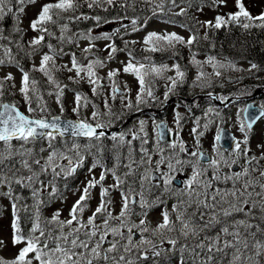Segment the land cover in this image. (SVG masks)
Masks as SVG:
<instances>
[{"label":"snow or ice","instance_id":"6c2138e0","mask_svg":"<svg viewBox=\"0 0 264 264\" xmlns=\"http://www.w3.org/2000/svg\"><path fill=\"white\" fill-rule=\"evenodd\" d=\"M118 0H106L108 5H113ZM223 3L224 0H219ZM13 3L17 6L16 11H13ZM35 3V0H0V21H3L6 16L12 14L19 19V14L23 13L27 4ZM100 0H89L88 7L98 5ZM175 4V0H172ZM79 7L78 0H56L55 3H48L42 6L37 18L32 21L31 28L38 30L41 34L30 41V45L38 46L45 39V33L49 36L54 33L49 32L46 24H56L58 21L53 17H60L62 13L68 11H75ZM238 11L230 13L228 17H216L215 24L212 21H207L209 27L217 29L226 26L230 23H236L244 29L251 27L264 28V13L258 16H252L251 13L244 7L242 0H237ZM161 11L163 8L161 6ZM184 10L181 9V13ZM81 17H75L80 19ZM243 18V20H242ZM72 20L73 17H68ZM99 22L100 17H95ZM136 20H132L133 31H137ZM61 27V39H64V33L68 30V24L65 23ZM126 27V26H125ZM19 31V29H17ZM119 32V29L115 30ZM2 33V29H0ZM109 33L102 34L101 37H91L90 39H111ZM4 37L0 35V39ZM69 39H71L69 37ZM196 39L195 36L187 40V44L191 45ZM161 42H166L167 46H172L174 42H184V38L175 33L167 35H158L157 33H149L145 38V43L150 44V50L156 51L161 49ZM127 43V42H126ZM132 43H135L134 41ZM52 49V45H47ZM2 47V45H0ZM93 45L84 51L90 52ZM111 49L108 59H112L113 54L117 51L114 45H108ZM53 52L55 50L53 49ZM11 49L4 48V55L8 57L9 63L14 62L11 56ZM61 54L62 50H61ZM131 55V53H130ZM213 58H209L211 63ZM5 63V60L0 58V64ZM193 63L199 64L193 58ZM104 62L102 60L90 61L86 66L77 62L75 54H73L72 71L76 70L77 76L81 72H86L89 78V83L93 84V93L101 86L99 84L100 77L96 74V67H102ZM216 65L214 64L213 67ZM66 67V66H65ZM177 76L184 77V73L180 71L179 65H174ZM223 67V65H221ZM54 55L45 54L42 57L41 64L38 70L48 76L52 83H56L53 79L52 72L55 70ZM252 69L257 68L256 64L251 65ZM124 72L134 74L139 81L140 90L137 93V105L146 103L145 96L152 97L153 92L151 87L146 84V77L155 74L161 75L167 70V66L157 67L155 65L146 66L141 63L139 65L129 61L124 66ZM21 93L24 94L25 99L29 103L28 112L40 113L46 112V105L38 104L36 108L32 107V93H37V82L33 79L30 81L29 73L23 71ZM119 70L109 72V78L115 77ZM216 75H220L219 72ZM204 76L201 72L197 77L199 80ZM6 80L12 79L11 74L5 77ZM172 79V78H170ZM177 81L172 79V88L176 86ZM4 82L0 81V96L3 95ZM57 88L59 85L57 84ZM169 88V91L172 90ZM120 93L119 86L115 81L112 82V99H115ZM51 95V93H49ZM63 95L60 90L57 93V100ZM167 96V93H166ZM154 98V97H153ZM36 99L42 100V97L37 95ZM76 107L73 109L78 115L82 107H86L87 97L80 93L75 97ZM108 107V114H111V108L105 101ZM127 107H132L131 100L128 101ZM0 142H3L5 147L0 150V165L12 161L15 157H20V163L23 169L28 171L27 176H17L19 169L9 167L8 172L0 170V186L8 184L9 192L6 195L11 196L12 183L32 187L33 184H38L39 188H33V197H38L40 192L45 187L44 181L40 180V176L46 175L49 170L52 172V180L48 181V185L52 187L50 195L56 194L55 178L62 173L65 175L74 174L77 168L83 166L85 156L82 154L90 148L95 147L97 152L103 151L102 144H92L91 141H101L106 136L104 131H98L107 127L106 124L100 122L99 111H93L92 119L95 123L89 122L85 119H78L76 121H68L66 125L62 126L59 116L41 115H25L15 104H0ZM63 110V106L61 105ZM213 109H209L212 112ZM243 111H247L244 109ZM264 117V106L260 115L255 119ZM179 116L177 123H179ZM255 120H250L247 124L240 123V131L244 133L242 141L235 142L234 158L226 159L219 151L215 149L216 156H208L204 152H191L190 156L195 157V160L184 161L179 159L177 153L165 155L164 149L160 148V142L164 138V126L161 123L156 124L157 139L155 152L159 154V159L155 161V167L152 166L153 153L149 151L144 145L147 143L146 138H142L139 133L131 132V140L127 139L125 133L112 134L111 139L114 141L113 149L117 153L115 159L116 164L113 168L107 169L101 173L99 179L93 177L88 181L84 187L79 199L72 206L67 220L60 219V212L53 214L50 220L43 221L37 211L33 219V226L25 235L19 225V217L13 221V245L24 244L18 255L12 260H6L0 257V264H33L37 261L38 264H137L138 261L146 260L149 256L160 257L166 252H190L192 264H217L216 256H227L231 254L228 264H259L255 257L264 258V239H258L257 233L264 237V171L260 170L259 160L264 159V154L261 157L249 156L250 149L246 147L249 142V134L252 130ZM144 121L140 122V132H144ZM206 127V126H205ZM71 132L74 138H86L90 143L81 145L73 143L70 147L65 148V151H60L56 148L55 141L58 136L63 137L66 133ZM170 131V130H169ZM193 133H197V129H193ZM198 133L197 144H199ZM146 137V133H145ZM140 139L141 146L139 149V158L134 155L135 148L132 142ZM19 141V147L12 144V141ZM37 140H47L48 149H50L47 159L42 163L43 157H37L33 154V149L26 147V145L33 144ZM221 140V135L217 134L215 141L218 143ZM245 145L242 147L241 145ZM179 146L181 152H187L183 141L177 145L173 141L169 147L175 150ZM127 148L126 154L121 152V149ZM45 149L41 148L40 152ZM67 153H73L68 155ZM240 157H245V164L240 167L239 171L226 173L222 171L223 167L232 168L233 165L239 164ZM66 160L67 164H60L58 161ZM255 162V164L253 163ZM99 161L92 165L95 168ZM185 164L192 167V175L184 182L179 189L180 202L173 205V212L176 213V220L171 219V214L165 209L162 212V222L154 229L148 227L147 211L145 209L151 208L155 202H150L146 199L145 193L151 192L152 188L158 187L159 182L164 184L165 191L175 193L171 185L176 178L175 173L177 168H183ZM35 166V167H34ZM161 166H166L167 171H161ZM122 167L124 171L117 174V169ZM38 168V171L36 170ZM57 168L60 171H57ZM211 170V176L208 172ZM91 171V169H90ZM111 172L115 179V183L110 187H104L103 182L106 179L107 173ZM259 172L258 176L254 173ZM27 181V183H25ZM221 184H230L231 187H221ZM97 185L101 186V201L96 207L95 211L85 221L83 214L87 207V201L91 198V190ZM138 185V187H137ZM112 189H120L122 206L118 215H113L110 210L112 201L109 197V192ZM187 197L186 200L183 197ZM163 203V201H160ZM139 206L144 215L139 224L131 221L133 207ZM195 207L194 212H188L187 209ZM17 205L13 203V210L15 212ZM207 216V219H205ZM242 217V218H238ZM100 220V223L97 221ZM260 221L261 223H253V221ZM219 228V231L208 235V230ZM39 233V235H37ZM139 233V240L135 236ZM146 233H150L153 237L158 238V243L150 239ZM175 233L176 235H171ZM203 234V235H202ZM111 237V238H110ZM189 239L195 241L189 246L187 242L180 244L181 240L188 241ZM165 241L171 248L164 249L161 247ZM0 240V245H3ZM180 247L177 248V245ZM246 252H252L253 255H246ZM204 254L201 258V254ZM31 254V255H30ZM180 264H187L184 256L180 257Z\"/></svg>","mask_w":264,"mask_h":264},{"label":"rangeland","instance_id":"374dc122","mask_svg":"<svg viewBox=\"0 0 264 264\" xmlns=\"http://www.w3.org/2000/svg\"><path fill=\"white\" fill-rule=\"evenodd\" d=\"M187 3H183L176 5L175 10L185 9V13H189L192 17L191 21H186L185 23H179L176 21L165 20L161 17L151 16L144 24L136 26L137 31H133L132 28L130 32L125 36H121L119 38V42L114 41V31L119 26L132 25V21H111L105 24L98 25L94 28H91L86 32H77L75 33V37L73 38L72 43L75 45V49H71L69 47V43L66 44L64 48H55V52L50 49H43L34 55L32 60L30 61V65L18 67L14 62L9 63L8 58L3 57L5 63L0 64V81L4 82L3 87V95L0 96V104L6 100H10L14 103H17L27 114L35 115L39 117L41 115H61L72 119H87L89 122L95 123L92 119L93 111H99L101 116L99 117L100 122L105 124H115L114 121H108V118L119 115H127L130 117L127 124L119 125V133H125L127 139L131 140V135H128L131 132H137L142 138L147 139V143L144 145L149 149L150 152L153 153L152 166L155 167V161L158 160L159 154L155 152L157 147L156 145V123L154 120V112H158L160 116L165 117L168 122L172 125V127L178 130L175 141L177 145H179L180 141H183L184 146L187 148V152H181L179 146L175 150L171 149L169 145H163L160 143L159 147L164 149L165 155L173 154V152L177 153L179 159L188 161L195 160V157H191L190 153L197 151L208 153L210 156H216L215 149H219L221 153H223L226 159L234 158V149L231 151H226L222 146L219 145L215 141V137L219 134V130L222 126H226L231 129L237 136H239V141L244 139V133L240 131V123L244 122L243 118V109L245 107L244 104L238 103L235 100H230L228 102H224L221 108H212L210 105L203 107L200 112L201 115L194 116V113L188 107L181 104H174L172 101L167 100V98L163 101V96L160 98L161 103L156 102V99H148V96H145L146 108H152L160 104L159 111L153 110L152 112L143 111L142 105H137L136 96L140 90V84L138 78L132 74L124 72V66L131 61L134 64H145L146 66L155 65L157 67L167 66V70L164 71L161 75L151 74L146 77L147 86L151 87V90L154 94H166V91L169 90L172 86V79H175L177 82L183 83L184 79H189L190 83L187 85L188 88H192L195 84L204 83V88L209 87L213 84H217L221 86L222 84H226V86L232 85L233 80L239 79V64H233L229 61H224V58L217 57L215 55H189L186 59L185 63L179 62V69L184 73V77L181 80L180 77L177 76L176 68L174 65H178L174 61H160L157 62L158 59H155L152 56L147 55H139L136 56V53H144V52H152L151 45L145 43V38L149 33H157L158 35H167L170 33H175L180 37L184 38V42H187V38L191 36L192 26H201L203 29L204 24L206 25L207 21L215 22L216 17L224 16L228 17L231 12L239 10L237 7V0H224L223 3H220L219 0H187ZM56 0H35V3L27 4L25 6V10L23 13L19 14V19L21 21V25L25 31V36L32 41L34 38L38 36V30H33L31 28V23L35 20L42 9V6L48 3H55ZM244 7L251 13L252 16L260 15L264 13V0H242ZM120 22V24H119ZM193 22V24L191 23ZM109 33L111 35V39H90L87 38L89 35L91 37H101L102 34ZM135 43H132V42ZM127 42V43H126ZM176 42L173 43L175 45ZM181 43V42H179ZM90 45H93L90 52H85L84 50L89 48ZM108 45H114L117 51L113 54L112 59H108L109 53L111 49ZM172 45V46H173ZM126 46H132L131 49H126ZM163 46H167L166 42H161V48ZM61 50L62 53L61 54ZM157 51V50H156ZM131 53V55H130ZM45 54L54 55L55 61V70L52 72L53 79L56 83H52L49 81L48 76L42 73V77L44 78V86L43 88H39V78L34 76V69H39L42 57ZM73 54H75V58L77 62L81 65L86 66L90 61L94 60H102L104 62L103 66L96 67L95 71L98 77H100L99 84L101 85L96 93H93L92 89L94 87L93 84L89 83V78L87 77L86 72H81L80 76H77L76 70L73 69L69 71L68 69L72 68V59ZM193 58L196 61H199V64L193 63ZM209 58H213L212 62L209 63ZM216 65L213 67V65ZM223 65V67H221ZM66 66V67H65ZM250 67V66H249ZM248 67V68H249ZM28 72L31 75L30 81L35 80L37 82V93H32L30 91L29 95L32 96V107L36 108L38 104L46 105V112L40 113L37 111L36 113H29L28 107L29 103L25 99L23 93H21L20 89L22 87V76L23 72ZM119 70L115 77L109 78V72ZM203 72L204 76L197 80L199 74ZM219 72L220 75H216ZM11 74L12 79L6 80L7 77ZM172 78V79H170ZM115 81L119 86L120 93L124 95V99H121V95L117 94L115 99H112V82ZM57 84L59 88H57ZM177 84V83H176ZM233 86H237L236 83ZM263 89V88H262ZM261 89V90H262ZM62 90L63 95L60 98V101L57 100V93ZM201 90L198 94L203 95L202 98L198 99V102L202 101V103L208 101L210 98L207 96L202 87L198 86L197 89ZM169 92V91H168ZM167 92V93H168ZM51 93V95H49ZM80 93L83 96L87 97L88 103L86 107H82L80 114L78 115L73 109L76 107L75 97L76 94ZM37 95L42 97V100L36 99ZM131 100L132 105L138 106L137 108H129L127 107L128 101ZM154 100V103L152 102ZM166 100V101H165ZM105 101H107L108 106L111 108V114H108V107L105 105ZM216 104V103H214ZM63 106V110L61 108ZM213 109L212 112H209V109ZM102 113L105 116H102ZM108 116V118H106ZM179 116V123H177ZM160 120H163L160 118ZM159 120V121H160ZM144 121V132H140V122ZM166 121V122H167ZM130 123H132V128L130 127ZM245 123V122H244ZM206 126V127H205ZM197 129V133H193V129ZM146 133V137H145ZM198 133H203L199 135V144H197V135ZM20 143V142H19ZM18 144H12L19 147ZM55 145L61 146L63 148L70 147L73 143H79L81 145L88 144L86 141L76 140H64L57 137L54 142ZM90 143V142H89ZM95 144L94 142H91ZM114 143V141H113ZM133 147L135 148V157L139 158V149L141 146L140 139L134 140L132 142ZM41 145L44 152H42L43 159L41 162L47 159L49 155L50 149H48L47 140H42ZM245 147V145H241ZM5 147L3 143H0V150ZM26 147L33 148L31 144L26 145ZM250 149L248 152L249 156L261 157L264 154V118L259 121L258 125L253 128L249 134V142L246 146ZM91 149V148H90ZM90 149L87 152H90ZM127 149V148H126ZM60 151H65L64 149H59ZM127 152V151H126ZM35 155V153L33 152ZM70 153H68L69 155ZM84 155V152L82 153ZM90 154V153H89ZM83 166L77 168L74 174H71L72 180L76 178V181L72 184L65 195L61 194L58 190H56V194L54 196L50 195L52 192V187L48 185V181L52 180V172H49L46 175L40 176V180L44 181L45 187L40 192L38 197H33L32 192L30 193V212L25 213V218L23 220L24 228L23 233L25 235L28 234L29 230L33 226V219L36 215L37 211L43 221L50 220L53 214L57 211L60 212V219L67 220L70 218L69 212L75 202L79 199V195L82 194L84 187L87 185L88 181L93 177L99 179L101 173L104 171L103 166L106 165V161L102 158L97 157L94 160V163L99 161L95 168H92L94 163L91 162V159L88 158V155H85ZM86 161L92 163V165H87ZM20 162V157H19ZM60 164H67L66 160L58 161ZM110 164H113L112 168L115 166V162L109 160ZM255 164V162H253ZM21 164V163H20ZM245 164V157H240L239 164L233 165L232 168L223 167L222 171L226 173H231L240 170V166ZM240 165V166H239ZM235 166V168H234ZM260 170L264 171V159L259 160ZM10 167L9 163H5L4 165H0V170L8 172ZM122 168V167H121ZM91 169V171H90ZM38 171V169H37ZM57 171H60L57 168ZM161 171H167L166 166H161ZM65 175V174H61ZM192 175V167L188 164H185L183 168H177L175 173L176 178L182 179L184 182ZM254 175H259V172L254 173ZM58 181L61 180L56 177L55 178V188H57ZM26 183V181H25ZM115 183V179L111 172L107 173L106 179L103 182L104 187H110ZM173 183V182H172ZM161 186L164 184L161 182ZM182 185V184H179ZM16 184L12 183L11 185V196L6 195L9 192L8 184H4L0 186V240L4 243L0 245V257L6 260H12L17 255L19 250L24 247V244L13 245V228L12 224L14 219L16 218L15 212L13 210V203L16 204L17 201H20V196L14 191ZM59 187H63L67 189L69 186L67 183H63L59 185ZM182 186L176 187L175 195L179 197V189ZM31 188V187H30ZM164 188V187H163ZM165 189V188H164ZM101 186L97 185L95 188L91 190V198L87 201V207L83 214V219L86 221L89 216L95 211L96 207L99 205L101 201ZM16 199H14V197ZM79 196V197H78ZM109 197L112 201L110 206V210L113 215H118L122 206L121 199V191L120 189H114ZM146 197V196H145ZM148 201L149 199L146 198ZM163 203L160 202L158 197H153V206L151 208L145 209L147 211V222L148 227L154 229L159 223L162 222V212L165 209H169V213L171 214V219L176 220V213L173 212V205L176 203H170L168 199H163ZM42 207V209H41ZM28 209V210H29ZM134 209V208H133ZM171 211V212H170ZM143 211L136 213V211L132 212L131 221L139 224L141 219H144ZM101 221L98 220L97 223ZM39 235V233H37ZM150 239L154 240V237L150 233H146ZM171 235H176L172 233ZM111 238V237H110ZM139 233L135 236L136 240H139ZM158 239V238H157ZM155 242V240H154ZM167 241L161 246L164 249L171 248V245L168 244L166 246ZM190 253V252H189ZM203 254V253H202ZM31 255V254H30ZM181 253L177 251L176 256L170 258L168 264H179ZM33 264H38L37 261H33Z\"/></svg>","mask_w":264,"mask_h":264},{"label":"trees","instance_id":"16d2710c","mask_svg":"<svg viewBox=\"0 0 264 264\" xmlns=\"http://www.w3.org/2000/svg\"><path fill=\"white\" fill-rule=\"evenodd\" d=\"M88 2L89 0H78L79 7L76 8L75 11L64 12L60 17L54 16L53 19L57 20L58 22L56 24L48 23L45 25L49 32L54 33V35L49 36L45 33L44 41L38 46L30 45V40L25 36V31L21 25L20 19H17L16 16L9 14L3 21H0V29H2V33H0V35L4 37L3 39H0V45H2V47H0V58H8L4 55V48H10V54L13 57L14 63L19 67L27 66L30 65V61L34 57L35 53L43 49H50L47 46L48 44L52 45V49L50 50H55V48H64L66 47L67 43L70 44L69 47L71 49H75V45L72 43L75 33L86 32L91 28L111 21L136 20V26H139L144 24L151 16L161 17L169 21H176L179 23H185L186 21L192 20L191 15L189 13H185V9H183V13H181V10L174 9L175 5H183V3L188 2L187 0H175V4L172 3V0H118V2L114 3L113 5H108L106 0H100L98 5H94L91 8L88 7ZM12 6L13 11L15 12L17 6L15 3H13ZM161 6L163 11H161ZM97 16L101 18L99 22L95 19ZM68 17H73V19L69 20ZM75 17L81 18L75 19ZM65 23L68 24V30L63 34L64 39H61L60 37L62 33L60 26ZM191 23L193 24V22ZM214 24L215 23H213V25ZM125 26L117 27L116 29H119V32L114 31L113 35L116 42H119V38L121 36H125L130 32V29L133 28V25ZM17 29H19V31H17ZM191 31L192 36L196 37L191 45L187 44V42H176L173 46H163L157 51L136 53V56H152L155 59H158L157 61L176 59L181 63H185L189 56L188 52H191L195 55L213 54L223 58L228 56L232 61L244 59L251 63L253 62L259 68L264 70V28L251 27L246 30L236 23H230L219 29L215 27H209L208 25L205 27L203 26L202 29L201 26L198 27L194 25L192 26ZM40 34L41 32L39 31V35ZM69 37L71 39H69ZM125 48L131 50L133 49L132 46H126ZM23 68L26 69L25 67ZM34 76L39 78V88L42 89L44 86V78L42 77V73L36 70ZM237 86L239 87V91L235 87H229L227 90L221 91V95L225 96L233 95L237 92L240 93L241 88L242 90L244 89L246 93H249L255 91V89L258 87H264V85H261V83L257 84L253 81L248 82L243 80L238 82ZM212 90L217 92L216 88H212ZM13 142L14 144L19 143V141L16 140H13ZM110 142V138L105 137L102 138L99 144L103 145L104 150L109 146L108 144H110ZM31 145L33 146L32 149L35 153V156L39 158L41 143L36 141ZM7 163L10 164V167L14 166L15 169H19L17 176H27L29 174L28 171L23 169L22 165L20 164L19 156ZM210 176L211 175H209V177ZM39 187L40 186L38 184H33L31 188L18 184L15 186L14 191L20 196V201L16 202L17 208L15 210L16 216L19 217L20 228H24L23 220L25 218V213L30 212L31 210L29 209L30 193L33 191V188ZM221 187H231V185L224 184V186ZM187 211L194 212L195 207H190L187 209ZM253 223L261 222L256 220L253 221ZM261 227H264V223H261ZM216 231H219V228L214 230L210 229L208 230L207 234L212 235ZM257 238L264 239L260 233H257ZM154 240L158 243L157 237L156 239L154 238ZM185 242H187L189 246L195 243V241L189 239L188 241L181 240L180 244ZM180 244L177 245V248L180 247ZM166 246H168V244H166ZM176 253L177 251L164 253L160 257L149 256L148 259L138 261L137 264H168L169 259L175 257ZM182 255L184 256L187 264H192L191 254L189 252H185ZM246 255H253V253L246 252ZM203 256L204 254H201V258H203ZM230 258V253L227 256L217 255L216 262L217 264H228ZM255 259L258 260L259 264H264V258L255 257ZM178 263L180 264V262Z\"/></svg>","mask_w":264,"mask_h":264},{"label":"bare ground","instance_id":"6f19581e","mask_svg":"<svg viewBox=\"0 0 264 264\" xmlns=\"http://www.w3.org/2000/svg\"><path fill=\"white\" fill-rule=\"evenodd\" d=\"M224 61H229L233 64H239L240 67L239 69H241V72H239V77L243 80V81H248V82H255L257 84L264 85V70L259 68L257 66V68L252 69L251 65L254 64L253 62H249L247 60H238V61H232L230 60V58L228 56L224 57ZM250 66V67H249ZM249 67V68H248ZM224 103L220 104V106H223ZM193 110L195 113H200L201 112V104L200 102H196L193 106ZM113 141L110 142V144H108L109 146L107 148H105L102 152L99 153L100 158H108L109 160L113 161L116 163V155L117 153L114 151L113 149ZM87 165H91L92 163L89 161H86ZM220 186H224V184H221ZM138 187V185H137ZM156 187L152 188L151 192H146L145 195L149 194V193H153L156 192ZM149 201L153 202V197H149ZM134 211H136V213L138 212H142V209L139 206H134ZM144 211V210H143ZM191 212V211H188ZM205 218H207V216H205ZM167 253V252H166ZM142 264V263H140Z\"/></svg>","mask_w":264,"mask_h":264},{"label":"water","instance_id":"95a60500","mask_svg":"<svg viewBox=\"0 0 264 264\" xmlns=\"http://www.w3.org/2000/svg\"><path fill=\"white\" fill-rule=\"evenodd\" d=\"M2 104H12V103L6 101V102H4ZM16 107L22 113H24L17 105H16ZM246 109H247V111L245 112V118H246L247 122H249L250 120H255V123H256L258 119H255V118L260 115V112H261L262 108L257 107V106L254 105L253 102H250V103H248ZM2 110L3 109L0 108V111H2ZM68 121H76V120H72V119H68V118H61L60 119V123H61L62 126L66 125V123ZM255 123L253 124V126L255 125ZM162 125L164 126V138H163V140H170L172 138V133L167 131L166 126L164 124H162ZM98 131H100V130H98ZM220 135H221V140L219 142L226 149H231L233 147L234 143L237 141V138L227 128H222L221 132H220ZM64 136H71V132L69 131V133H66ZM205 154H207V153H205Z\"/></svg>","mask_w":264,"mask_h":264},{"label":"flooded vegetation","instance_id":"af4514ba","mask_svg":"<svg viewBox=\"0 0 264 264\" xmlns=\"http://www.w3.org/2000/svg\"><path fill=\"white\" fill-rule=\"evenodd\" d=\"M197 87L196 86H193V89H192V91H191V93H194V95L193 96H184L185 94H179L181 97H184L185 99H196V98H198V99H200V98H202L203 97V95H201V94H196V92H197ZM174 92V91H176V89L175 90H171L170 92ZM172 99H175V97H174V95L172 96ZM214 99H217V96H214ZM217 102H219V103H223L224 102V100L223 99H221V100H216Z\"/></svg>","mask_w":264,"mask_h":264}]
</instances>
